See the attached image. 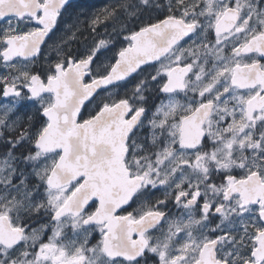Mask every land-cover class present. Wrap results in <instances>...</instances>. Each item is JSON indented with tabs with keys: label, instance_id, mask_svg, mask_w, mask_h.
Instances as JSON below:
<instances>
[{
	"label": "snow or ice",
	"instance_id": "obj_1",
	"mask_svg": "<svg viewBox=\"0 0 264 264\" xmlns=\"http://www.w3.org/2000/svg\"><path fill=\"white\" fill-rule=\"evenodd\" d=\"M74 7L0 0V264H264V0Z\"/></svg>",
	"mask_w": 264,
	"mask_h": 264
},
{
	"label": "flooded vegetation",
	"instance_id": "obj_2",
	"mask_svg": "<svg viewBox=\"0 0 264 264\" xmlns=\"http://www.w3.org/2000/svg\"><path fill=\"white\" fill-rule=\"evenodd\" d=\"M72 4L75 6L74 9H70L69 13L73 14V16L75 15V13H83V15H81V17L87 16L88 12L90 10V0H71ZM161 2H163L164 4H167L168 0H161ZM158 14V10L157 11H153L151 13H144L142 19H144L145 21H147V19L149 17H151L153 20L156 19ZM162 14V13H161ZM63 19L65 21H67L69 19V15L65 14V16L63 17ZM132 25H134L135 29L139 28V23L135 22V18H132ZM65 26L63 24H61L58 29L54 30V32L52 34H50V37L47 38V43L46 45L42 46L44 49V54L45 52L48 50L49 46L52 45L53 43H55L57 41L58 35L60 33H62L65 30ZM55 59L52 58L51 61H54ZM42 61V60H41ZM41 61L38 63L40 66L35 65V67L33 68V70H40L43 67H46V64H41ZM34 66V65H33ZM6 69H4L3 67H0V75L5 74ZM162 94H158V93H152L149 94V98L147 101V106L151 107L153 104H158L159 100H160V96ZM95 110V104L94 103H88L86 105V107L84 108L82 115L87 116L89 113L93 112ZM15 115H14V119L16 120V127L17 130H19L20 126L22 125L24 128L28 127V108H27V102L23 101L21 102V104L17 107V109L15 110ZM21 118V123L18 125V121ZM36 122V119H34L33 123ZM3 151V147L0 146V152ZM18 154V153H17ZM167 211H169V214L171 215H176L178 210L177 208L173 205V203L171 201H169L168 204V209ZM166 227V226H165ZM99 233L97 232L95 234V238H98ZM95 238L93 240V242H95Z\"/></svg>",
	"mask_w": 264,
	"mask_h": 264
},
{
	"label": "rangeland",
	"instance_id": "obj_3",
	"mask_svg": "<svg viewBox=\"0 0 264 264\" xmlns=\"http://www.w3.org/2000/svg\"><path fill=\"white\" fill-rule=\"evenodd\" d=\"M104 4H105V1L103 0V2H102V4H101L102 6L99 5L100 8H99V7H96V8L94 9V12H91V11L89 10L87 16H89L90 14L95 13V12L99 11L100 9H102L103 7H105ZM98 8H99V9H98ZM97 9H98V10H97ZM86 26H87L86 16L81 17V27H80V32L77 33V38H78V36H79L81 33H84V32H85ZM67 31H68V30L65 29L62 33H60V34L58 35L57 41H56L55 43H53L52 45H50L49 48H48V50L45 52V55H47L48 60H51L52 58L56 59V52L54 51L53 46H54V44H56V43H58V42H61V41L64 40V39H67V36H66V32H67ZM110 32H111V29H108V31H107V32H104V34H106V33H110ZM107 36H108V35H107ZM77 38H76V39H70V40H68V41H67V44H66V45H62V46H64V47H70V50L72 51L74 45H75L76 43H78ZM119 39H120V40H123V37H120ZM124 43L126 44V42H124ZM81 47H82V46H80V50H81ZM74 51H75V50H74ZM41 64H44V61H43V60L41 61ZM36 65H37V66H40L39 64H36ZM31 67H32V69H33V68L35 67V65H34V66H31ZM6 71H7V70H6ZM5 73H6V72H5ZM120 95H121V96L123 95L122 90H121V92H120ZM104 98H106V99L108 98V97H107V94L105 95ZM112 98H113V99L117 98L115 93L112 94ZM26 102H27V105H28L29 101H26ZM96 102H97V103L99 102V98H97V101H96ZM14 115H15V113L13 114V118H14ZM21 121H22V120H21V118H20L19 121H18V125L21 123ZM157 195L159 196L160 194L157 193Z\"/></svg>",
	"mask_w": 264,
	"mask_h": 264
},
{
	"label": "trees",
	"instance_id": "obj_4",
	"mask_svg": "<svg viewBox=\"0 0 264 264\" xmlns=\"http://www.w3.org/2000/svg\"><path fill=\"white\" fill-rule=\"evenodd\" d=\"M105 1V6L109 5L110 3L114 2V0H104ZM103 2V0H90V11L91 12H94V9L96 7H99V5H101ZM102 6V5H101ZM98 8V9H99ZM97 9V10H98ZM128 28L130 29H135L134 25H132V20L128 23ZM110 29V28H109ZM100 31V35L101 36H104V37H107L108 33L104 34V30H103V27L101 26V29L99 30ZM95 34L93 33H90L87 26H86V29H85V32L84 33H81L77 40H78V43H76L73 47V52H76V51H83L84 50V45L86 44H90L92 42V38ZM80 46L81 47V50H80ZM75 50V51H74ZM27 108H28V117L29 116H32L33 117V121L34 119H37L36 117V112H35V109L34 107L31 105V102L28 103L27 105Z\"/></svg>",
	"mask_w": 264,
	"mask_h": 264
},
{
	"label": "water",
	"instance_id": "obj_5",
	"mask_svg": "<svg viewBox=\"0 0 264 264\" xmlns=\"http://www.w3.org/2000/svg\"><path fill=\"white\" fill-rule=\"evenodd\" d=\"M89 102H85V106L82 108V112H83V110H84V108L86 107V105L88 104Z\"/></svg>",
	"mask_w": 264,
	"mask_h": 264
}]
</instances>
